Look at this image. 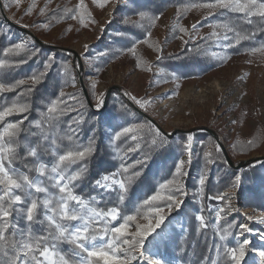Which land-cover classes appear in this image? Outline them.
<instances>
[{"label": "trees", "instance_id": "trees-1", "mask_svg": "<svg viewBox=\"0 0 264 264\" xmlns=\"http://www.w3.org/2000/svg\"><path fill=\"white\" fill-rule=\"evenodd\" d=\"M35 1L28 0L21 11L23 16L15 17L14 0H6V4L0 0V63L5 64L4 68H0V82L14 84L25 80L14 90L0 93V112L13 106L27 108L26 111H13L0 120V131L7 123L18 125L15 135L11 137L15 148L12 168L48 186L47 194L30 190L33 196L40 200L58 198V189L52 186L54 181L48 179L54 175L51 167L58 162L59 155L91 147L90 155L72 163L66 170L67 175L80 173V179L73 182V191L85 201L83 213L86 217L90 216L89 208L106 211L110 207H117L121 211V218L115 222L109 221L106 226H119L123 222L122 216L133 215L136 219L128 227V233L132 234L137 225L145 228L140 223L143 218L154 216L151 206L143 201L159 192L165 199L155 202V205L165 210L169 209L170 203L166 197L172 194L177 201L182 200L176 210V222L168 227L169 233L164 237H146L143 247L154 248L162 264H234L230 252L239 249V240L245 231L241 214L231 213L233 211L226 205L230 197L227 192L237 190L241 209L264 213V155L257 159L250 158L245 165L237 168L242 164L237 158H249L261 148V134L254 133L250 140L234 139L227 152L225 147L219 146L221 142L218 139L204 130L165 133L150 119L149 114L115 91L110 92L104 106L96 107L98 93L95 89H84L81 85L74 87L76 78L81 76L76 53L55 43H47L38 36L59 25L64 26L66 31L91 29L98 24V13L116 0H87L83 7L70 0H46L45 4L52 3V6L45 5L42 10L37 9ZM117 1L122 4L112 11L104 29V39L94 44L88 53L91 70L87 74L95 78H100L110 64L119 62L123 65L133 64L139 72L156 68L160 73L158 84L161 85L174 79L202 77L240 55L259 56L264 53V50L253 51L264 48V19L253 16L250 18L252 23H248L242 13L218 6H197L215 3V0ZM258 3H264V0H258ZM170 9H174L173 19L178 26L171 29L168 43L178 35L185 34V31L180 32L179 25L194 13L203 14L200 24L208 32L195 41H184L174 52L163 50L155 31L159 20ZM140 13L146 15L142 18ZM23 20L28 21V27L22 24ZM244 36L248 38L243 39ZM16 43L25 47L16 50ZM7 49L12 50L5 54ZM149 55L155 60L150 62ZM50 57L51 68L39 84L33 85L31 76L43 72L44 64L49 62ZM22 59L27 62L19 64ZM54 98L63 102L58 105L57 113L49 115L47 107ZM124 127H134L135 131L114 140V134ZM157 131L159 136L156 135ZM189 134L194 136L195 143L191 148H185ZM132 135L137 136L136 141L131 139ZM153 140L156 144L152 143ZM137 142L141 147L128 152V148L134 147ZM30 148L37 149V157L27 155ZM206 152L209 155L205 156ZM185 156L188 157L183 159ZM181 160L185 161L183 171L186 173L181 179V190L176 191L174 185L161 188V184L173 178L175 165ZM136 161L143 163L136 164ZM39 163L47 165L44 176L36 171ZM128 165H135V168L123 173L122 166ZM135 171H139L140 175L132 176ZM112 173H116L115 179L127 185L128 191L124 193L122 202L118 185H112L111 190L94 187L95 180L104 174L111 176ZM129 176H132L130 182L127 179ZM201 177L205 180L203 186L199 183ZM3 194V186L0 185V196ZM17 194L23 195L18 190ZM217 195L225 199L218 200ZM70 206L77 210L80 208L75 202H70ZM221 208L224 211H220L218 220L215 215ZM45 212L41 204L37 219L43 223L31 225L22 213L12 214L10 220L15 228L10 225L4 232L7 243L0 242V264H6L10 257L15 256V247L28 239L29 233L37 238L48 236L49 231L55 233V228H50L44 219ZM65 223L74 227L83 221ZM104 227V222L90 224L89 236L96 235L97 238L84 242V251L66 239L53 240L49 237L44 246H55L59 255L54 258L58 264L60 256L64 257L66 264H80L93 246L100 249L106 245L112 234L109 232L104 236ZM119 255L123 259V253ZM35 256L36 259H33L30 254L27 264L43 261L39 251L35 252ZM92 259L93 264H104L103 260ZM138 259L136 256L130 264H138ZM241 262L253 264L244 260Z\"/></svg>", "mask_w": 264, "mask_h": 264}, {"label": "rangeland", "instance_id": "rangeland-1", "mask_svg": "<svg viewBox=\"0 0 264 264\" xmlns=\"http://www.w3.org/2000/svg\"><path fill=\"white\" fill-rule=\"evenodd\" d=\"M87 0H70L79 7H83ZM28 0H20L19 5L14 4L15 17L23 16L21 11L25 9ZM6 4V0H4ZM46 0H36L37 9L44 6ZM122 4L117 0L108 4L106 8L98 13V24L91 29L66 31L62 25L51 29L49 32L38 37L47 43H55L73 50L80 60L83 72L81 79L76 78L75 88L81 83L84 87L93 88L97 91L95 106L103 104L107 91L112 87H118L121 92L137 108L149 114L150 119L165 133L174 131H193L209 129L214 132L215 137L222 143L228 152L234 139L250 140L254 133H260L262 146L249 158L239 157L237 161H245L250 158H258L264 155V53L259 56L240 55L230 59L223 67L198 78L177 80L158 84L159 71L150 68L147 72H139L133 64L123 65L119 62L110 64L100 78L87 74L91 70L88 62L90 48L104 39V29L110 20L112 11ZM171 11L159 20L155 35L160 47L165 51H176L186 40H197L207 33L206 27L200 24L203 14L200 12L192 14L188 19L180 23L185 29V34H180L172 42L169 40L171 29L178 26L174 22ZM28 27V21H22ZM196 25L194 28L193 26ZM149 61L155 57L149 55ZM167 90V92H165ZM133 97L144 102L140 107L133 101ZM99 102V103H98ZM191 136L189 142L188 137ZM191 146L195 143L192 134L187 136ZM119 181L118 179H116ZM229 199L227 207L233 214L240 213L244 226H247L244 236L239 240L238 247L245 248L244 261L253 264H264V257L260 253L264 247V213L254 212L250 209L239 207V196L237 190L227 192ZM175 208L165 209L162 215L165 220L149 236L164 237L169 233L168 227L176 222L177 201ZM218 209L215 217L220 213ZM152 218H143L141 225L147 227ZM144 256L141 258L140 250L135 253L139 257L138 264H147L151 259L161 258L154 248L143 247ZM43 259V257H42ZM164 260H168L164 258ZM162 264V261H161ZM242 264V262H241Z\"/></svg>", "mask_w": 264, "mask_h": 264}, {"label": "snow or ice", "instance_id": "snow-or-ice-1", "mask_svg": "<svg viewBox=\"0 0 264 264\" xmlns=\"http://www.w3.org/2000/svg\"><path fill=\"white\" fill-rule=\"evenodd\" d=\"M17 6L20 3V0H14ZM208 8L220 7L222 9H227L232 12H239L244 14L247 18L248 23H252L250 19L253 16H258L261 19H264V3H258V0H215V3H205L202 5ZM31 11V9H29ZM143 18L146 14L140 13ZM158 18V17H157ZM194 28L196 25L193 26ZM184 28H180V32H184ZM247 39V36L242 37ZM239 42V41H237ZM16 50H22L25 46L21 43L15 44ZM12 49L5 50V54ZM262 49H253V51H260ZM31 59V57H29ZM51 57L49 62L44 64V71L39 73V75H32L31 80L33 85L39 84L41 78L45 76L47 71L51 68ZM26 60H20L18 63H26ZM5 64L0 63V68H4ZM25 80L21 79L16 83H2L0 82V93L6 91L14 90L18 85L24 84ZM32 89H29L31 91ZM61 96L63 94L61 93ZM133 101L138 104L140 107L144 106V102L132 98ZM63 101L60 99H52L50 105L47 107V113L53 114L57 113V108L60 103ZM99 103V102H98ZM26 106H13L6 108L3 112H0V120H3L5 116L11 114L13 111H26ZM141 127V126H137ZM18 125L16 123H7L3 130L0 131V185L3 186V195L0 196V242L7 243L4 232L11 225L15 228V225L10 220V217L13 213H22L25 220L31 225L32 223H43L37 219V210L42 204L46 209L44 219L47 221V224L50 228H55V233L49 231L48 236H42L37 238L34 234L29 233L28 239L23 240L18 246L15 247V256L10 257L6 264H27V257L31 254L33 259H36L35 252L39 251V255L43 257V261L37 260V264H58V261L54 258L59 254L55 250V246L49 247L44 246L49 237L53 240L57 239H66L70 240L71 243L75 244L77 249L81 251L85 250L84 242L88 241L90 238L95 240L96 235L89 236L90 233V224L92 222L100 223L104 222L105 227L103 228L104 236H107L110 232L112 235L107 240L106 245L100 249H97L93 246L92 250L87 251V258L82 259L80 264H93V259H100L104 261V264H130L132 260L136 259V256L133 255L138 249L140 250L141 258L144 256L143 245L146 237L152 234L157 228L161 226L165 220L164 208L156 206L155 202L165 199L162 197L159 192L150 197L146 198L143 203L149 205L152 208L154 213V223L150 222L147 227L142 228L140 225L136 226L134 233H128V227L130 222L136 219L133 215H124L122 216L123 222L119 226H113L111 228L107 227L109 221L115 222L118 218H121V211L117 207H110L106 211H97L95 209L89 208L88 212L90 216L86 217L83 213L85 207V201L82 197L75 194L73 187L75 186L73 182L80 179V173L74 175H67L66 170L77 160H83L88 155L92 153L91 147H86L83 150H78L75 152H68L65 155H59L58 162L51 167V173L48 177L49 180L54 181L53 187L58 189L59 197L55 200L51 197L40 200L33 196V192L30 191L34 189L35 193H48V186L43 182L38 181L34 178H30L27 174H22L12 168V161L15 158V148L11 137L16 133ZM135 131L134 127H124L121 131H117L114 134V140H120L122 137L128 136L129 133ZM156 135L159 136V132H156ZM131 139L133 141L137 140L136 135H132ZM191 136L188 137L189 142L191 141ZM153 144H156V141H152ZM141 147L140 143L137 142L134 147H129L128 152L136 151ZM190 143L185 145V148H189ZM28 156L37 157V149L30 148L27 152ZM209 153H205V156ZM143 161H136V164H141ZM185 166V161H178L175 165L173 178L168 180L166 184H161V188H165L168 185H174L176 191L181 190V179L186 173L183 171ZM47 165L44 163H39L36 167V171L40 176H44L46 173ZM130 168H135V165L122 166V172L128 173ZM140 172L135 171L132 173V176H139ZM116 173H112L111 176L104 174L102 178H98L94 181V187L100 189L111 190L112 185H118L120 189L119 199L122 202L124 200V193L128 191L127 185L123 181H117L115 179ZM132 176H129L127 179L130 182ZM199 183L201 186L204 185L205 180L203 177L200 178ZM17 190L21 194H17ZM7 197V201L5 200ZM218 200L225 199L224 196L217 195ZM169 210L174 205H177V200L174 195L168 194L166 197ZM30 201V202H29ZM70 202H75L76 205H79L80 208L77 210L74 207L70 206ZM25 205V207H18L19 205ZM224 211L223 208L220 210ZM217 219H220L219 214ZM81 220L82 224L79 226H72L70 223ZM243 230L247 231V226H243ZM24 233H21L23 236ZM131 235V239H129ZM103 239V236L100 237ZM127 246V247H123ZM42 249V250H41ZM120 253H123V259L120 258ZM7 255V252L5 253ZM261 257H264V252L260 253ZM231 260L234 264H241L245 257V248L241 246L239 249H232L230 252ZM60 264H66L64 257L60 256ZM147 264H161L159 259H149Z\"/></svg>", "mask_w": 264, "mask_h": 264}, {"label": "water", "instance_id": "water-1", "mask_svg": "<svg viewBox=\"0 0 264 264\" xmlns=\"http://www.w3.org/2000/svg\"><path fill=\"white\" fill-rule=\"evenodd\" d=\"M12 25H14V24H12ZM26 32L29 33L28 31H26ZM76 58H77V60H78V62H79V64H80V60H79V58H78L77 55H76ZM82 72H83V68H82V65L80 64V73H82ZM80 79H81V76L79 77V80H80ZM81 86L85 89V87H84V85H83L82 83H81ZM111 91H115L116 93H119V94H121V95H124L118 87H112V88H110V89L107 91V93H106V95H105V98H104V100H103V106L106 104V102H107V98H108V96H109V94H110ZM201 130L206 131L209 135H211L212 137L216 138V137H215V134H214L213 131H211V130H209V129H201ZM173 134H174V133H173ZM173 134H171V135H169V136H172ZM216 139H217V138H216ZM219 146H220V147H223V145H222L221 143H219ZM258 158H260V157H258ZM254 159H257V158H254ZM247 161H248V160L242 161V164H239V165L237 166V168H241L243 165H245V164L247 163ZM230 164L233 166L232 163H230Z\"/></svg>", "mask_w": 264, "mask_h": 264}, {"label": "built area", "instance_id": "built-area-1", "mask_svg": "<svg viewBox=\"0 0 264 264\" xmlns=\"http://www.w3.org/2000/svg\"><path fill=\"white\" fill-rule=\"evenodd\" d=\"M102 105V102H101V104H99V106L98 107H100ZM97 107V106H96ZM168 134V133H167ZM188 156H185V157H183V159H185V158H187ZM180 202L182 201V200H179ZM179 206V205H178Z\"/></svg>", "mask_w": 264, "mask_h": 264}, {"label": "crops", "instance_id": "crops-1", "mask_svg": "<svg viewBox=\"0 0 264 264\" xmlns=\"http://www.w3.org/2000/svg\"><path fill=\"white\" fill-rule=\"evenodd\" d=\"M169 11H171V15L173 16L174 15V9H170Z\"/></svg>", "mask_w": 264, "mask_h": 264}, {"label": "bare ground", "instance_id": "bare-ground-1", "mask_svg": "<svg viewBox=\"0 0 264 264\" xmlns=\"http://www.w3.org/2000/svg\"><path fill=\"white\" fill-rule=\"evenodd\" d=\"M165 92H167V90ZM262 243H264V242L262 241Z\"/></svg>", "mask_w": 264, "mask_h": 264}]
</instances>
